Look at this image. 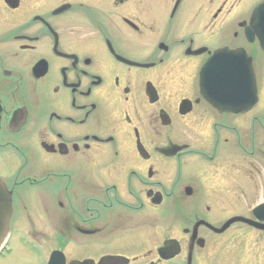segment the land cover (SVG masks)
Instances as JSON below:
<instances>
[{"label":"flooded vegetation","instance_id":"af4514ba","mask_svg":"<svg viewBox=\"0 0 264 264\" xmlns=\"http://www.w3.org/2000/svg\"><path fill=\"white\" fill-rule=\"evenodd\" d=\"M262 2L0 0V261L264 264ZM222 48L251 60L253 104L201 93Z\"/></svg>","mask_w":264,"mask_h":264},{"label":"water","instance_id":"95a60500","mask_svg":"<svg viewBox=\"0 0 264 264\" xmlns=\"http://www.w3.org/2000/svg\"><path fill=\"white\" fill-rule=\"evenodd\" d=\"M251 27L254 33L258 36L261 46L264 49V1L258 5L253 13ZM237 52H231L227 48L215 51L212 56L204 63L200 70V89L201 93L214 106H218L222 101L220 94V75L222 71L236 72V82L239 85L240 92L244 88L250 87L254 94L255 74L251 60L243 61ZM242 57H246L242 54ZM237 63V64H236ZM253 88V89H252ZM242 101V99L240 100ZM253 102V99L252 101ZM13 213L12 193L8 190L5 183L0 179V253L4 248L10 236V220ZM236 220L247 221L241 217ZM170 242L165 243L161 248L164 252H168ZM178 246H175L174 256L178 252ZM169 255V257H171ZM49 264H56L55 259H52Z\"/></svg>","mask_w":264,"mask_h":264},{"label":"rangeland","instance_id":"374dc122","mask_svg":"<svg viewBox=\"0 0 264 264\" xmlns=\"http://www.w3.org/2000/svg\"><path fill=\"white\" fill-rule=\"evenodd\" d=\"M21 250L20 252L23 254L24 250H22L23 252ZM20 252L17 251V254L15 256H11L8 259L1 260L0 264H37V261L31 257L24 256L23 258H20L22 256ZM39 264H45L44 260L40 259Z\"/></svg>","mask_w":264,"mask_h":264},{"label":"bare ground","instance_id":"6f19581e","mask_svg":"<svg viewBox=\"0 0 264 264\" xmlns=\"http://www.w3.org/2000/svg\"><path fill=\"white\" fill-rule=\"evenodd\" d=\"M13 253H14V252H13ZM13 253H12V254H13ZM12 254H11V255H12Z\"/></svg>","mask_w":264,"mask_h":264}]
</instances>
